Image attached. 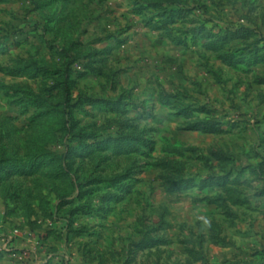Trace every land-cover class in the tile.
Wrapping results in <instances>:
<instances>
[{"label": "rangeland", "instance_id": "rangeland-1", "mask_svg": "<svg viewBox=\"0 0 264 264\" xmlns=\"http://www.w3.org/2000/svg\"><path fill=\"white\" fill-rule=\"evenodd\" d=\"M0 264H264V0H0Z\"/></svg>", "mask_w": 264, "mask_h": 264}, {"label": "trees", "instance_id": "trees-1", "mask_svg": "<svg viewBox=\"0 0 264 264\" xmlns=\"http://www.w3.org/2000/svg\"><path fill=\"white\" fill-rule=\"evenodd\" d=\"M63 54L65 55V57L68 59L69 62H71V55L68 53L67 50H64L63 51ZM68 77V76H67ZM66 77V78H67ZM67 85L64 87V92L67 93ZM195 126H197L198 128H200V126H202L201 123H197Z\"/></svg>", "mask_w": 264, "mask_h": 264}]
</instances>
